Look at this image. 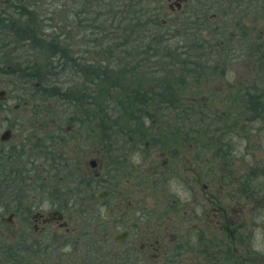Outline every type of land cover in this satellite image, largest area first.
Wrapping results in <instances>:
<instances>
[{
	"label": "flooded vegetation",
	"instance_id": "1",
	"mask_svg": "<svg viewBox=\"0 0 264 264\" xmlns=\"http://www.w3.org/2000/svg\"><path fill=\"white\" fill-rule=\"evenodd\" d=\"M135 7L160 28L169 26V40L181 33L183 50H200L192 62L198 88L186 90L187 82L184 90L160 91L174 103L156 105L152 136L135 137L134 145L91 137L72 114L53 117L54 132L29 122L14 144L7 126L10 137L0 134V208L7 216L0 222L13 228L23 213L19 236H71L91 253L100 249L106 264H264V0H136ZM161 11L166 19L156 21ZM213 81L219 86L210 87ZM226 98L230 104L221 108ZM172 111L176 117L159 120ZM157 121L161 127H153ZM34 144L42 145L39 164L26 154L39 151ZM141 161L148 162L145 174ZM173 183L189 197L172 192ZM32 188L52 194L53 205H31ZM148 196H156L150 210Z\"/></svg>",
	"mask_w": 264,
	"mask_h": 264
},
{
	"label": "trees",
	"instance_id": "2",
	"mask_svg": "<svg viewBox=\"0 0 264 264\" xmlns=\"http://www.w3.org/2000/svg\"><path fill=\"white\" fill-rule=\"evenodd\" d=\"M83 1L87 2V4L92 7L90 4L91 1L93 9L98 7L102 11H105L106 13H103L104 17L101 22L102 24L109 23L110 28L113 29L108 32L106 29H103L102 24H94L91 35L94 33L97 37L93 35L94 38L92 40L87 42L80 41L83 47H88L87 49L85 48V51L89 50V48H100V55L106 56L107 59L111 61L115 58V54L112 52L113 48H110L111 46L115 45V47H118V43H121L122 45H127L129 47L132 43H144L143 47H146L144 51L148 52V54L153 47H165L167 53L166 56H169V58H172L174 61L181 56L185 59V57L196 55L195 52L197 50H192L193 52L190 56H187L188 53L186 54V52L181 54L177 53L179 55H174L176 52L169 53L166 45L169 38L160 33V27L157 26V22H150L152 21L150 18L141 20L142 16L138 14L135 7L136 0H73V2H77L78 4H81V2L83 3ZM35 10V8L14 3L6 5L2 9L0 8V53H11V50L8 48L16 50L20 47L23 48L29 46L30 48H33L32 53L37 51L38 53L44 54L46 59H51L50 62L46 61L45 65L55 61L54 65H56V67L60 70V73L66 68L70 71L75 70L77 74L80 73L79 77L87 79L89 84H87L88 86H92L95 80L97 83L100 80L99 93L102 94L97 93L92 96V94L85 93L86 95L84 94L83 100L80 95L81 92L79 87H71L73 89H67V93H62L63 91L57 87L52 89L50 87H46L49 86V83H52L50 82L51 80H49V75L44 73L47 71L40 69V67L36 65V62L25 61V59H28V55L26 56L27 58L17 59V62L15 61L16 56L13 58L3 56L2 58L4 59H10L8 64H11L12 67L5 70L0 68V72L7 71L6 73L9 74L14 73L13 75L16 77L14 81H18V83L22 81L23 85L26 86L32 84L34 81H41V83L45 82L47 85L44 86L43 84V98L49 96V94H47L48 92L51 95L54 94L58 96L62 101H66L67 104L73 106L77 111L80 110L81 119H79V121L84 122L90 129H92V124L100 118L101 123L99 126H96V128L99 130L101 135H107L112 138H121L124 140L126 145L133 144L134 141L132 140H134L135 137L139 140L146 138L149 130L148 128H145L146 118L144 108L155 104L159 106L161 104L174 103L173 101H170V99L173 98L172 95L160 92L168 87L162 86V83L168 82H155L153 88L151 89V91H157L155 94L140 92L143 88H145L143 87L142 82L146 81L143 80L144 78L147 79L145 76L146 72L144 70H140L139 68H135L138 63L134 61L136 59H133L134 56H128L129 52L126 51L125 55L127 56L123 55L124 59L120 56H118L119 58L117 57L118 60H124L123 70H113L112 67L108 68V63L103 67L97 68V63L95 61L86 60L85 56L87 55H82L81 53L78 54V52L74 53V42L71 38H68L65 43L63 42V36H70V32H66L65 27H63V29L59 28V34H55L54 32L52 34H46L41 25L39 26L34 23L36 16ZM109 15L112 17L111 19L109 18ZM99 18L100 17H97L96 19ZM152 23L153 25H156V27L150 28L148 26ZM22 27H26V29H22ZM5 28H8L11 31L4 32ZM55 28H57L56 25L53 29ZM88 29L89 27L84 30L79 28L77 29L79 39L84 40V37L88 36L86 33H83ZM111 33H116L117 37L110 38L112 37L109 36ZM175 48L179 50L183 49L182 46H177ZM107 49L108 52L106 51ZM45 54L48 56L46 57ZM143 57L145 58L146 56ZM184 59L175 63L173 61V65L182 66L185 64ZM128 61L130 63V67H127ZM19 63L24 65L21 66L22 64ZM11 69H13V71ZM139 71L142 74H140ZM151 78L148 77V79ZM17 79H20V81ZM11 84L13 85V82ZM114 91H116V94ZM119 91L122 94L118 95ZM103 93H106V95ZM118 96L120 97L118 98ZM105 97H108L107 99L113 98L114 100L110 102L107 101L106 106L103 102ZM158 110L159 109H156L155 111ZM108 121L110 124H108ZM105 123H107V125H105ZM93 128L95 129L94 124ZM120 128L122 129L120 130ZM51 236L52 238L55 237L56 241H52L50 237H47V239H43L39 243H31V245H27L25 243L27 242V238L22 237L21 235L17 237L15 241H11L12 243H8L5 239H0L1 264H33L35 257H39L41 259L40 264H48L50 261L53 264H60L58 259L54 260L53 255L56 250L60 252V246H57L59 237L55 235ZM47 242L50 243L49 246H44V244L41 245V243ZM48 249L51 252H49Z\"/></svg>",
	"mask_w": 264,
	"mask_h": 264
},
{
	"label": "rangeland",
	"instance_id": "3",
	"mask_svg": "<svg viewBox=\"0 0 264 264\" xmlns=\"http://www.w3.org/2000/svg\"><path fill=\"white\" fill-rule=\"evenodd\" d=\"M11 3L21 4L26 7L29 6L31 8H35L36 16H35L34 23L38 24L39 26L41 25L42 28L46 30L45 31L46 34H52L54 30L53 28L55 25L56 27H59L60 29H63V27H65V31L70 32V36L68 35L63 36L62 37L63 42L65 43L68 38H71L74 42V45H73L74 53L78 52V54L81 53L82 55H87L85 56L86 60L95 61L97 63L96 64L97 68L103 67L105 64L108 63V68L112 67L113 70H123L124 60L122 59L118 60L119 58L118 56L124 59L123 55H125L126 51L129 52L128 56H134L133 59L136 58L134 61L138 63V65H136L135 68L136 69L139 68L140 70H144L146 72L145 76L147 77V79L144 78L143 80H146V81L142 82L143 87H145L143 88L145 92H147V90H151L155 82L162 83V81L168 82V83H162V86H168L166 87L167 89L184 90L183 88H187V84H186L187 82L189 84V87L186 90L191 89V88H198V86H195V85L197 84V81L200 78H197L196 70L193 69L192 62L196 63V59L200 55L199 53L200 50L197 49V51L195 52L196 55H192L193 51L191 49L190 50L189 49H184V50L176 49L175 46H181L184 43L183 40H181V33L180 34L178 33V36L175 38L176 40H169L166 45H167V50L169 51V53L176 52L174 53V55H176L177 53L181 54L184 51H186V54L188 53L187 56L192 55L188 58L190 59L188 60V63L191 65L188 64L187 67L185 64H183L182 66L173 65L175 62H179L181 59H184V57L182 56L178 57L174 61L172 58H169V56L168 57L166 56L167 53H166L165 47L164 48L153 47V49H151V51L148 54V52L144 51L146 48V47H143L144 43L142 44L132 43V45H129V47L127 45H122L121 43H118V47H115V45L111 46L110 48H113L112 52L115 54V58L110 61L107 59L106 56L100 55V51H101L100 48L99 49L89 48V50L85 51V48L87 49L88 47H83L80 43V41L87 42L89 40H92L94 36H96L94 33H93L94 36L91 35V31H93L92 27L94 24H98V25L102 24L101 20L103 21V17H104L103 13H106L105 11H102L98 7L93 9V4L91 3V1H90V4L92 5V7L88 5L87 2L85 1H83V3L81 2V4H78L77 2H73V0H0V8L2 9L7 4H11ZM97 17H100V18L96 19ZM146 17L147 16L142 17L141 20H145ZM109 18L111 19L112 17H110L109 15ZM155 19L156 21H159L161 19H166V16L164 12L161 11L160 15L156 17ZM213 23L215 24L221 23L218 16L216 17L215 20H213ZM102 25H103V29H106L108 32L109 30H113L112 28H110L109 23L102 24ZM87 27H89V29L83 33H86L88 36L84 37V40L79 39L77 29L79 28V29L84 30ZM170 30L171 28L169 26L159 28L160 33L168 38L170 35H172V33H174L173 31H170ZM196 35L198 34L191 35V38H190L191 42L194 41V38H197L195 37ZM109 36H112L110 38H114V37H117V34L111 33V35L109 34ZM8 49L11 50V53H6V54L0 53V59H1L0 68L1 69L5 70V69H9V67H12L11 64H8L10 59H7V58L4 59L2 58L3 56L10 57V58H13L14 56H16L15 61L17 62V59L25 58L28 55V59H25V61L36 62V65H38L40 69L46 70L47 72H44V73H47L49 75L50 77L49 80H51L50 82L52 83H49V86H46L47 84L45 82L41 83V81L40 82L34 81L32 84L26 86V85H23V82L20 81V79H17L20 81V83H18V81L17 82L14 81V79L16 78L15 75H13L14 73L9 74V73H6L7 71H3V72L1 71L0 72V84L2 86H0V90H5L6 94H3L4 95L3 97L5 100L4 101L0 100V127H1L0 134L3 133V131L7 128V126H11V129L13 130L12 133H14V137L11 140V143L14 144L16 142L21 141L24 138V134H22L24 133L22 130V127L24 128L28 126L29 122L32 123L33 120H38V122H40L43 127L48 126V128L51 129V131L53 132L55 130V129H52L54 128V125L52 124L53 117H55L57 120L60 115L66 116V115L72 114V116L73 115L75 116L74 119L79 122V119H81V112H79L80 110L77 111L73 106L67 104L66 101H62L58 96L54 94L51 95L50 93L47 92L49 96L43 99L40 98L39 93L42 94V88H44L43 84L44 86L50 87L51 89L54 87L55 88L57 87L58 89L63 91L62 93H67L66 90L70 89L71 87H79V90L81 92L80 94L81 98L84 100L85 93L92 94L93 96L100 92V86H99L100 80L98 83L95 80L92 86H88L89 84H88L87 79L84 77H79L80 73L77 74L75 70L70 71L68 68H66L65 70H63V72L60 73V70L56 67V65H54L55 61H53L50 64L45 65V62L46 61L50 62L51 59H46L44 57V54L38 53L37 51L32 53L33 48H30L29 46L23 47V48L20 47V48H17L16 50L12 48H8ZM108 49L106 50L107 52H108ZM142 55L146 56L147 58L146 57L144 58ZM45 56L47 57L48 55L45 54ZM186 61L187 60H185V62ZM19 64H22V63H19ZM23 65L24 64H22L21 66ZM127 67H130L129 61H128ZM11 70L13 71V69ZM239 72H242V70L240 69ZM139 73L142 74L140 71ZM148 77L149 78L152 77V78L148 79ZM12 82H13V85L11 84ZM213 86L217 87L219 86V84L213 81L211 82L210 87L213 88ZM196 90L194 89V95H196ZM114 93L116 94V91H114ZM99 94H102V93H99ZM103 94L106 95V93H103ZM120 94L122 93L119 91L118 95ZM119 97L120 96H118V98ZM107 98L105 97L103 100L105 104L107 103V101L110 102L114 100L113 98H109V99ZM192 98L197 100V98H199V95L193 96ZM219 98H223V96H219ZM24 102L25 103L27 102V103L23 105ZM229 104H230L229 100L228 98H226V102L220 105H221V108H223V105L228 107ZM156 105L157 104L152 105V106H147L144 108L145 117H148L145 120V128H148L149 125H151V122L153 121L154 117L159 116V114L161 113V112L155 111L157 109L155 108ZM14 106H19V107L16 110H12V107ZM168 113H163L159 117V120H168V119L170 120L169 117L171 115L173 117L177 116L175 115L174 111L168 112ZM60 118H65V117H60ZM74 119L72 118L68 119L66 124L62 126V129H61L62 133H64V130H66V127L68 124L73 123ZM100 123H101V120L100 118H98V120L95 123H93L95 125V129L93 128V124H92V129L88 128V130H91L92 132L90 134L91 137L101 136L99 130L96 128V126H99ZM162 123L165 124V122H162ZM32 124L33 125L31 127H35L37 123H32ZM108 124H110V122ZM105 125H107V123H105ZM153 127H161V125L159 124V121L153 124ZM76 129L81 130L79 126H77ZM76 129L74 130V132L68 135L76 137V134H77ZM121 129L122 128H120V130ZM83 131L86 132L85 129H83ZM40 135H42V132L37 134V136H40ZM46 136L48 135L46 134ZM87 136L89 135L87 134ZM151 136L152 134L149 130L147 132V137L143 139L147 140ZM144 142H142L141 145H143ZM32 143L34 142L32 141ZM34 145H36L37 148L42 146L38 144H34ZM43 152H47V151H43ZM124 152L126 153L125 157L128 160L127 161L128 163L131 160V157L129 156L128 151L127 152L124 151ZM40 153H42L40 151V148L38 152L35 148L34 150L30 149L29 151H26V154H28L30 157V161L33 158L37 160L36 164H39L42 162L39 156ZM49 153H52V151L49 150ZM141 153L142 154L144 153L143 150ZM156 153H159V151ZM188 167L190 166L188 165ZM147 169H148V162L141 161V169L139 168V172L141 170L142 174H145L147 173ZM162 182L163 184H166V182L164 181ZM155 189L156 191L160 190V188H155ZM170 189L172 192H174L173 188H170ZM32 191L33 192L28 196V200L29 202H31V205L40 206L42 207L43 210H47L49 209V207L53 205L52 194H49V195H44L43 193L38 194L36 193L34 188H32ZM32 194L35 195V198L33 200H31ZM154 197L153 196L145 197L144 202H145V207L147 208V210H150V207H153L152 204L155 200ZM156 199L161 200L159 198H156ZM157 206L159 207V204H157ZM3 210H4L3 208H0V217L7 216V213L2 212ZM22 214L23 213H21V215L18 216L16 220H14L16 223V226L13 228L7 225V222L5 223V221L0 222V239H5L8 243H12L11 241H15L17 237H19L20 232L25 231L23 229L24 221H22L24 219V214L23 216ZM30 224H32V222ZM28 230L30 232L33 231L32 225L28 227ZM53 235L59 237L58 243H60L61 245L59 248L60 252L56 250L53 253L54 260L58 259L60 264H106L107 263V262L104 263V253L100 249H96L94 253H91L88 249H86L84 241L82 240L76 242L74 241L75 238L71 236L70 237L66 236L67 238H65L64 236L59 235V234L53 233ZM30 237H31V240H29ZM49 237L52 241H56L55 237L54 238H52V236H49ZM29 238H27L28 240L27 242H25L27 245H31V243H35V242L39 243L40 241L43 240L42 237H38L37 235L29 236ZM42 244H44V246H49L50 243L48 242L41 243V245ZM48 251L51 252L49 249ZM41 257L43 258L42 255ZM40 262H41V259L39 257H35L33 264H40ZM0 264H1V260H0ZM48 264H53V263H51L50 261Z\"/></svg>",
	"mask_w": 264,
	"mask_h": 264
},
{
	"label": "clouds",
	"instance_id": "4",
	"mask_svg": "<svg viewBox=\"0 0 264 264\" xmlns=\"http://www.w3.org/2000/svg\"><path fill=\"white\" fill-rule=\"evenodd\" d=\"M173 190L177 191L178 194H180L182 196V198L187 199L189 197V193L183 191V189L181 187H178L175 183H173ZM260 239H261L260 235H259V233H257L256 240H255V243L257 246H259V244H260Z\"/></svg>",
	"mask_w": 264,
	"mask_h": 264
},
{
	"label": "water",
	"instance_id": "5",
	"mask_svg": "<svg viewBox=\"0 0 264 264\" xmlns=\"http://www.w3.org/2000/svg\"><path fill=\"white\" fill-rule=\"evenodd\" d=\"M4 94V91H0V96L1 95H3ZM26 103L24 102L23 103V105H25ZM19 106H14L13 107V109L15 110V109H17ZM10 137V131L9 130H7V131H5L3 134H2V136H1V139L2 140H6V139H8Z\"/></svg>",
	"mask_w": 264,
	"mask_h": 264
}]
</instances>
